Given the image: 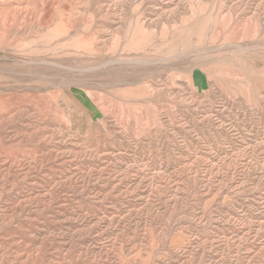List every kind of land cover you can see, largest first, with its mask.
I'll use <instances>...</instances> for the list:
<instances>
[{
	"label": "rangeland",
	"instance_id": "obj_1",
	"mask_svg": "<svg viewBox=\"0 0 264 264\" xmlns=\"http://www.w3.org/2000/svg\"><path fill=\"white\" fill-rule=\"evenodd\" d=\"M0 264H264V0H0Z\"/></svg>",
	"mask_w": 264,
	"mask_h": 264
}]
</instances>
